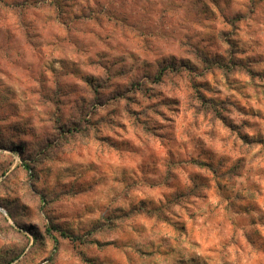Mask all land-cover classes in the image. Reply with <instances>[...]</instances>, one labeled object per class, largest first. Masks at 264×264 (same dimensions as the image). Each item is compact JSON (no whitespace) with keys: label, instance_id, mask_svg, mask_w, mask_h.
Returning a JSON list of instances; mask_svg holds the SVG:
<instances>
[{"label":"rangeland","instance_id":"rangeland-1","mask_svg":"<svg viewBox=\"0 0 264 264\" xmlns=\"http://www.w3.org/2000/svg\"><path fill=\"white\" fill-rule=\"evenodd\" d=\"M0 264H264V0H0Z\"/></svg>","mask_w":264,"mask_h":264}]
</instances>
